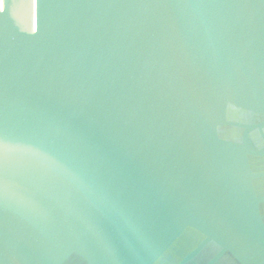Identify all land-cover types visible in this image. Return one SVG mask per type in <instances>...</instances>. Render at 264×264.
<instances>
[{
  "label": "water",
  "instance_id": "obj_1",
  "mask_svg": "<svg viewBox=\"0 0 264 264\" xmlns=\"http://www.w3.org/2000/svg\"><path fill=\"white\" fill-rule=\"evenodd\" d=\"M0 264H264V0H0Z\"/></svg>",
  "mask_w": 264,
  "mask_h": 264
}]
</instances>
